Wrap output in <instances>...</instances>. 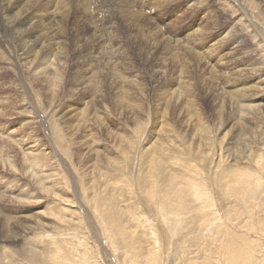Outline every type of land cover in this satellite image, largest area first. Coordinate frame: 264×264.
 <instances>
[{
  "label": "rangeland",
  "instance_id": "rangeland-1",
  "mask_svg": "<svg viewBox=\"0 0 264 264\" xmlns=\"http://www.w3.org/2000/svg\"><path fill=\"white\" fill-rule=\"evenodd\" d=\"M88 1L0 0V264H264V0Z\"/></svg>",
  "mask_w": 264,
  "mask_h": 264
},
{
  "label": "bare ground",
  "instance_id": "bare-ground-1",
  "mask_svg": "<svg viewBox=\"0 0 264 264\" xmlns=\"http://www.w3.org/2000/svg\"><path fill=\"white\" fill-rule=\"evenodd\" d=\"M86 1H88V0H86ZM76 2H77V1H76ZM88 2H89V1H88ZM88 2H87V3L85 2L86 4H84V5H85V6L88 5ZM92 2H94V1H92ZM132 2H133V1H132ZM138 2H139V1H138ZM78 3H79V2H78ZM78 3H77V6H78ZM83 3H84V2H83ZM89 3H91V0H90ZM125 3H126V1H125ZM127 3H128V2H127ZM133 3H134V2H133ZM80 4H81V3H80ZM80 4H79V5H80ZM91 4H92V3H91ZM93 4H94V3H93ZM102 4H103V3H102ZM111 4H112V3H111ZM141 6H142V5H141ZM82 7H83V6H82ZM131 7H132V6H131ZM87 8H88V7H87ZM87 8L84 7L83 9L87 10ZM132 8H133V7H132ZM83 9H82V10H83ZM130 9H131V8H130ZM101 10H102V9H101ZM87 12H88V11H86V13H87ZM87 14H88V13H87ZM98 14H99V13H98ZM92 17H93V16H92ZM92 17H91V18H92ZM114 18H115V17H114ZM85 19H86V18H85ZM100 19H101V18H100ZM111 19H112V18H111ZM116 23H117V22H116ZM197 23H198V22H197ZM94 24H95V23H94ZM106 25H107V24H106ZM90 26H91V25H90ZM112 26H113V25H112ZM100 27H101V26H100ZM100 27H99V28H100ZM8 28H9V30H10V22L8 23ZM113 29H114V28H113ZM158 29H159V28H158ZM206 30H207V29H206ZM108 31H109V30H108ZM113 31H115V30H113ZM118 31H119V30H118ZM227 32H228V31H227ZM24 33H25V32H24ZM112 33H113V32H112ZM203 34H204V33H203ZM95 36H96V35H95ZM93 37H94V36H93ZM100 37H102V36H100ZM150 37H151V35H150ZM175 37H176V36H175ZM102 38H103V37H102ZM180 38H181V37H180ZM34 39H35V38H34ZM109 39H110V38H109ZM112 39H113V37H112ZM96 40H97V39H96ZM114 41H115V39H114ZM116 41H117V40H116ZM104 42H105V41H104ZM110 42H111V41H110ZM109 45H110V44H109ZM111 46H112V45H111ZM116 47H117V46H116ZM26 48H27V47H26ZM98 48H99V47H98ZM17 50H18V49H17ZM94 50H95V49H94ZM110 50H111V49H110ZM30 51H31V50H30ZM22 53H23V52H22ZM99 54H100V53H99ZM108 54H109V53H108ZM100 55H101V54H100ZM33 59H35V57H34ZM102 60H103V59H102ZM99 61H100V60H99ZM204 61H205V60H204ZM179 78H180V77H179ZM122 83H123V82H122ZM184 87H185V86H184ZM96 89H97V88H96ZM227 92H229V91H227ZM119 93H120V92H119ZM178 97H179V96H178ZM234 98H235V96H234ZM0 104H1V103H0ZM136 104H137V103H136ZM49 105H50V103H49ZM130 105H131V104H130ZM243 106H244V105H243ZM138 107H139V106H138ZM131 108H132V107H131ZM2 111H3V110H2ZM4 112H5V110H4ZM242 115H243V114H242ZM240 116H241V115H240ZM6 120H7V119H6ZM1 138H2V137H1ZM173 138H174V137H173ZM244 138H245V137H244ZM247 139H248V138H247ZM244 140H246V139H244ZM3 142H4V141H3ZM246 142H247V141H246ZM248 143H249V142H248ZM9 147H10V146H9ZM1 148H2V147H1ZM1 148H0V151H1ZM3 148H4V147H3ZM3 148H2V151H3ZM7 149H8V148H7ZM245 149H246V148H245ZM246 150H247V149H246ZM2 151H1L0 154L3 153L4 155H6L7 150H6V153H4V152H2ZM0 156H2V155H0ZM263 156H264V155H263ZM46 157H47V156H46ZM0 158H1V157H0ZM7 158H8V157H7ZM40 158H42V157H40ZM171 158H172V156H171ZM259 158H260V157H259ZM1 159H3V158H1ZM8 159H9V158H8ZM8 159H7L5 162H7L8 165H9V164H10V159H9V161H8ZM45 159H46V158H45ZM256 159H257V158H256ZM224 160H225V159H224ZM237 160H238V159H237ZM257 160H258V159H257ZM260 160H261V159H260ZM262 160H264V159L262 158ZM233 161L235 162V160H233ZM0 162H1V161H0ZM3 162H4V159H3ZM3 162H2V164H4ZM258 162H259V160H258ZM261 162H262V161H261ZM7 163H6V164H7ZM156 163H157V162H156ZM156 163H155V164H156ZM256 163H257V161H256ZM159 164H162V163H159ZM159 164H157V165H159ZM176 164L178 165V162H176ZM234 164H235V163H234ZM162 165H163V164H162ZM162 165H161V167H163ZM179 165H180V164H179ZM4 166H5V165H4ZM260 166H261V165H260ZM263 166H264V165H263ZM263 166H262V167H263ZM152 167H153V166H152ZM185 167H186V166H185ZM181 168H182V167H181ZM228 168H229V167H228ZM155 169H156V168H155ZM177 169H178V168H177ZM159 170H160V168H159ZM181 170H182V169H181ZM184 170H185V169H184ZM160 171H161V172H159V173L156 171V172L158 173V174L156 173V174H157L156 177L159 178V179H162V178H164L165 176H163V175H164V174H163L164 172L162 173L163 170H160ZM223 171H224V170H223ZM151 172H152V171H151ZM154 172H155V171H154ZM165 172H166V171H165ZM183 172H184V171H183ZM212 172H213V171H212ZM167 173H168V172H167ZM226 174L228 175L227 172H226ZM230 174H231V172H230ZM234 174H235V173H234ZM241 174H242V173H241ZM166 175L169 176V174H166ZM223 177H224V176H223ZM235 177H236L235 179H236L237 184L240 182V180H244L247 184H248L249 181H250V176H249L248 174H242V175L239 174V176H238V174L236 173V176H235ZM155 179H156V178H155ZM235 179H234V181H235ZM171 180H172V178H171ZM171 180H170V181H171ZM191 180H193V179H191ZM38 181H39V180H38ZM149 181H151V180H149ZM188 181H190V180H188ZM40 182H41V181H40ZM151 182H152V181H151ZM192 182H193V181H192ZM38 183H39V182H38ZM188 183H189V182H188ZM232 183H234V182H232ZM187 185H188V184H187ZM162 186H163V184H162ZM233 186H235V187H232L231 189H230V188L228 189L230 192H233V191H231L232 189L235 190L236 185L233 184ZM162 188H163V187H162ZM191 188H192V187H189V189H191ZM203 188H204V187H203ZM206 188H207V186H206ZM145 189H146V188H145ZM162 190H163V189H162ZM162 190H161V194H162ZM149 191H150V190H149ZM149 191H148V192H149ZM164 191H165V189H164ZM169 191H170V190H169ZM189 191H190V190H189ZM189 191H188V193H189ZM191 191H192V189H191ZM229 191H228V192H229ZM148 192H147V193H148ZM157 192H158V191H157ZM166 192H167V191H166ZM179 192H180V191H179ZM179 192H178V193H179ZM193 192H194V191H192V193H193ZM158 193H159V192H158ZM192 193H191V195H192ZM149 194H150V193H149ZM154 194H155V193H154ZM163 194H164V193H163ZM168 194H169V193H168ZM172 194H173V193H172ZM193 194H194V193H193ZM156 195H157V194H156ZM201 195H202V196H201ZM148 196H149V195H148ZM152 196H153V195H152ZM166 196H168V195H166V193H165V198H167ZM200 196L203 197V194H200ZM156 197H157V196H156ZM156 197H155V198H156ZM163 197H164V196H163ZM169 197H170V195H169ZM157 198H159V197H157ZM157 198H156V199H157ZM179 198H180V196H179ZM195 198H196V197H195ZM197 198H198V197H197ZM150 199H151V198H150ZM177 199H178V198H177ZM204 199H205V198H204ZM105 200L107 201V199H105ZM157 200H158V199H157ZM162 200H163V199H162ZM162 200H161V201H162ZM173 200H174V199H173ZM173 200H171V201H173ZM182 200H183V199H182ZM198 200L200 201V199H198ZM202 200H203V199H202ZM102 201H103V200H102ZM154 201H155V200H154ZM174 201H175V200H174ZM107 202H108V201H107ZM163 202H165V203H163ZM201 202H202V201H201ZM100 203H102V202H100ZM162 203H163V207H164V206L166 207V205H165L166 203H168V204L170 203V207H175V206L172 204V202L162 201ZM162 203H160L161 206H162ZM173 203L175 204V202H173ZM177 203H178V202H177ZM194 203H195V202H194ZM204 203H207L206 200H205ZM211 203H212V202H211ZM103 204H104V203H103ZM114 204H115V203H114ZM114 204H113V207H114ZM158 204H159V203H158ZM199 204H200V202H199ZM201 204L204 205L203 203H201ZM201 204H200V205H201ZM104 205H105V204H104ZM110 205H111V204H110ZM115 205H116V207H117V204H115ZM99 206H100V205H99ZM107 206H108V203H106V207H103V208H104V209H103L104 212H105V208H108ZM182 206H183V205H182ZM183 207H184V206H183ZM190 207H191V206H190ZM211 207H214V205H211ZM201 208H202V207H200L199 209H201ZM207 208H208V207H207ZM156 209H157V208H156ZM183 209H184V208H183ZM183 209H182V210H183ZM194 209H195V205H194ZM194 209H193V210H194ZM96 210H97V209H96ZM115 210H116V208H115ZM185 210H186V209H185ZM110 211H111V210H110ZM183 211H184V210H183ZM212 211H213V210H212ZM104 212H103V213H104ZM106 212H107V210H106ZM106 212H105V213H106ZM217 213H218V212H217ZM183 214L186 215V213H184V212H183ZM99 215H100V214H99ZM106 215H108V214H106ZM199 215H200V214H199ZM201 215H202V214H201ZM101 216H102V215H101ZM115 216H116V215H115ZM115 216H114V217H115ZM196 216H197V214H192L191 212L189 213V209H188V212H187L186 217L188 218V221H189V222L186 223V226H187L189 223H191L190 225H195V223H196V221H197ZM112 217H113V216H112ZM261 217H262V216H261ZM116 218L119 219L118 217H116ZM189 218H190V219H189ZM203 218H204V217H203ZM203 218H202V219H203ZM102 219H103V218H102ZM104 219H105V217H104ZM108 219H109V218H108ZM114 219H115V218H112L111 221L114 222ZM117 219H116V220H117ZM111 221H110V222H111ZM204 221H205V220H204ZM263 222H264V221H263ZM115 223H116V222H115ZM115 223H114V224H115ZM117 223H118V222H117ZM119 223H121V222H119ZM204 224H205V223H204ZM259 224H260V223H259ZM259 224H258V226H259ZM108 225H110V224H108ZM120 225H121V224H120ZM262 225H263V223L261 224V226H262ZM184 226H185V225H184ZM186 226H185V227H186ZM263 226H264V225H263ZM121 227H122V226H121ZM210 227H211V225L209 226V228H210ZM112 228H114V227H112ZM115 228H116V226H115ZM217 228H218V227H217ZM118 229H119V228H118ZM121 229H122V228H121ZM261 229H262V228H261ZM191 230H192V228H191ZM125 231H126V230H125ZM125 231H124V232H125ZM118 232H119V231H118ZM111 233H112V232H111ZM111 233H110V235H111ZM126 233H127V232H126ZM44 234H45V233H44ZM120 234H121V233H120ZM127 234H129V233H127ZM129 235H130V234H129ZM213 236H214V235H213ZM121 238H122V235H121ZM145 238H146V237H145ZM192 238H193V240H197L198 235H194ZM124 239H125V238H124ZM124 239H123V240H124ZM129 239H130V237H129ZM119 240H120V239H119ZM63 241H64V239H63ZM136 241H137V240H136ZM139 241H140V240H139ZM64 242H66V241H64ZM112 242H113V241H112ZM130 243H131V241H130ZM130 243H129V244H130ZM63 244H64V243H63ZM223 244H224V243H223ZM58 245H59V244H58ZM130 245H131V244H130ZM200 245H201V244H200ZM200 245H199V246H200ZM224 245H225V244H224ZM120 246H121V245H120ZM122 246H123V245H122ZM128 246H129V245H128ZM226 246H227V245H226ZM41 247H42V246H41ZM59 247H60V246H59ZM194 247H195V246H194ZM65 248H66V247H65ZM136 248H137V247H136ZM146 248H147V247H146ZM37 249H38V247H37ZM139 249H140V248H139ZM143 249H144V248H143ZM40 250H42V249L40 248ZM65 250H66V249H65ZM67 250H68V249H67ZM255 250H257V249H255ZM68 251H69V250H68ZM128 251H129V250H128ZM247 251H248V250H247ZM6 252H7V251H6ZM44 252H45V250H44ZM48 252H51V251L48 250ZM55 252H56V251H55ZM139 252H140V251H139ZM159 252H160V251H159ZM219 252H220V251H219ZM39 253H40V252H39ZM130 253H131V252H130ZM137 253H138V251H137ZM160 253H161V252H160ZM183 253H185V252H183ZM223 253H224V249H223ZM50 254H51V253H50ZM53 254L55 255V253H52L51 255H53ZM139 254H140V253H139ZM149 254H150V253H149ZM39 255H40V254H39ZM46 255H47V253H46ZM56 255H58V254H56ZM59 255H60V254H59ZM143 255H144V254H143ZM182 255H183V254H182ZM40 256H41V255H40ZM42 256H43V255H42ZM42 256H41V257H42ZM139 256H140V255H139ZM204 256H206V255H204ZM207 256H208V255H207ZM45 257H46V256H45ZM57 257H58V256H57ZM160 257H163V255L160 256ZM61 258L64 259L62 256H61ZM146 258H147V257H146ZM249 258H250V257H249ZM144 259H145V258H144ZM205 259H206V258H205ZM207 259L210 260L208 257H207ZM207 259H206V260H207ZM57 260H58V259H56V263L59 262V261H57ZM208 260H207V261H208ZM254 260H257V259H254ZM260 260H261V259H260ZM48 261H49V260H48ZM68 261H69V260H68ZM68 261H67V262H68ZM74 261H75V260H74ZM183 261H184V260H183ZM258 261H259V260H258ZM50 262H51V261H50ZM69 262H70V261H69ZM188 262H189V261H188ZM206 263H208V262H206ZM145 264H156V259H155L154 257H151L149 261H146V262H145ZM209 264H210V263H209ZM234 264H235V263H234ZM243 264H244V263H243ZM253 264H254V263H253Z\"/></svg>",
  "mask_w": 264,
  "mask_h": 264
}]
</instances>
